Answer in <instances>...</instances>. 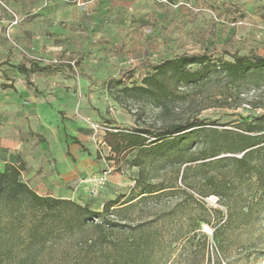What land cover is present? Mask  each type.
<instances>
[{"label":"rangeland","instance_id":"rangeland-1","mask_svg":"<svg viewBox=\"0 0 264 264\" xmlns=\"http://www.w3.org/2000/svg\"><path fill=\"white\" fill-rule=\"evenodd\" d=\"M48 1L0 0V96L5 90L4 83L35 87L34 76L28 74L26 79L20 78L10 62L19 57L40 61L39 56L26 53L20 26L41 30L40 14ZM66 3L76 8L84 6L83 0H67ZM55 19L57 24L66 26L65 20ZM211 51L216 52L215 58L224 60H232L225 51L240 55L264 54V0H86V112L64 114L85 122L86 127H81L79 134L86 142L90 163L86 177L68 185V190L79 191V194L74 196L68 191L72 195L62 198L101 212L110 201L121 204L128 197H135L131 208L111 217L117 230L112 231L110 227L102 230L123 246L151 233L155 241L152 244L156 256L154 264H186V242L194 235L191 224L203 216L204 208L208 211L220 206L217 196L203 198L182 180L185 167H194L200 162L187 161L193 156L209 155L221 142L220 133L210 132L211 128L219 132L238 131L239 122L250 120L264 110V80L252 77L232 90L227 88L220 73L196 84L177 87L171 83L167 86L172 96L162 107L151 98L132 97L123 93L121 86L104 81L133 71L129 85H140L153 73L148 64L185 52ZM53 64L61 65L58 81L53 82L55 87L60 91L72 89L71 74L64 68L67 64ZM72 66L80 69L76 62ZM224 93L231 97L225 99ZM4 115L7 114L1 109L0 117ZM196 117L205 120L206 128L188 133L176 149L166 146L143 151L122 148L114 152L106 137L107 132L114 129L129 132L148 128L157 133L167 124ZM1 132L2 129L0 138ZM114 139L109 137L111 141ZM153 140L155 138L149 142ZM228 155L231 154L220 156ZM138 156L143 161L141 167L134 164ZM141 168H144L143 183L158 188L174 186V191L167 189L159 196L140 199L136 179ZM197 174L195 169L189 172L188 182H196ZM182 189L194 198L187 197ZM63 213L73 217L68 221L55 217L43 231L39 228L31 232L34 224L26 219L1 223L0 264H90L88 258L94 250L101 252L90 246L91 239L97 238L101 229L86 226V220L78 219L79 212L73 207H67ZM94 220L97 222L100 218ZM200 227L196 230L194 244L203 241L202 231L209 236L208 245L204 254L198 253L191 259L192 263L219 264L212 229L205 223ZM260 229L262 238L258 237L251 247L232 250L221 257L222 264H264V222L253 230L254 236H258ZM239 241L233 239L235 244ZM103 248V253L107 254L114 249L110 243Z\"/></svg>","mask_w":264,"mask_h":264},{"label":"trees","instance_id":"trees-1","mask_svg":"<svg viewBox=\"0 0 264 264\" xmlns=\"http://www.w3.org/2000/svg\"><path fill=\"white\" fill-rule=\"evenodd\" d=\"M215 53V51L185 52L148 64L153 69V73L146 76L140 85H129L133 71L123 72L118 78L106 80L104 83L112 82L116 87L121 86V91L132 97L151 98L162 107L164 101L172 96L167 86L171 83L177 87L181 84H196L211 78L214 73H220L226 80L227 88L232 90L252 77L264 80V54L240 55L225 51L224 53L232 57V60H224L215 58ZM12 66L25 74L34 70L47 69L37 64H33L30 68L25 65ZM2 88H14V86L2 84ZM223 97L228 99L231 96L224 93ZM206 126L205 120L196 117L167 124L157 133L148 128H136L129 132L114 129L116 132L108 131L106 137L114 152L122 148H138L143 151L147 148L159 149L166 146L176 149L184 142L188 133L204 129ZM237 128L238 131L225 129L221 132L211 128L210 132L220 133L221 142L209 155L193 156L187 161L200 162L194 167L186 166L182 180L203 198L217 196L220 206L208 211L204 208L203 216L191 224L194 235L186 242V264H193L191 259L198 253L204 254L207 249L209 236L202 231L200 233L203 241L201 244H198L199 242L194 244L196 230L201 228L202 223L212 229L211 237L220 258L219 264L223 263L221 257L229 255L232 250L239 251L251 247L258 237L263 236L261 229L258 231V236H254L253 230L264 222V110L250 120L239 122ZM111 136L115 138L112 141L109 140ZM152 138L155 140L149 142ZM224 153L231 155L220 156ZM142 162L141 156L134 160V164L138 167L142 166ZM23 169L21 163L6 164L3 169H0V227L3 222L15 223L26 219L34 224V226L31 225V232L39 228L43 231L46 224L55 217L60 216L68 221L73 216H65L63 211L67 207H73L79 212L76 217L86 220V226L101 229L99 236L90 241V246L94 249L99 248L101 251L99 253L94 250L88 258L90 264H154L156 256L152 244L155 241L151 233L144 234L140 239H135L129 245L123 246L120 243L116 244L117 242L111 240L102 230L104 227H110L112 231L117 230L115 220L111 217L131 208L135 197H128L121 204L110 201L104 204L101 212H98L91 210L87 205L82 206L65 198L40 195L22 179ZM194 169L198 173L196 177L198 180L190 183L187 178L189 172ZM143 180L144 168H141L139 177L136 179V189L141 190L140 199L159 196L167 189L174 191L172 188L174 186L158 188L154 184L143 183ZM181 191L187 197L194 198L187 190ZM95 218L100 220L96 222ZM189 221H191L190 218ZM38 222L42 224L38 225ZM245 235L246 238L243 237ZM235 238L240 239L238 244L233 242ZM109 243L114 249L110 254L103 253L104 245Z\"/></svg>","mask_w":264,"mask_h":264},{"label":"crops","instance_id":"crops-1","mask_svg":"<svg viewBox=\"0 0 264 264\" xmlns=\"http://www.w3.org/2000/svg\"><path fill=\"white\" fill-rule=\"evenodd\" d=\"M49 1L40 14L41 30L20 26L26 53L39 56L40 61L19 57L10 63L27 68L37 64L47 69L29 73L34 76L33 89L14 83V88L3 90L0 96V110L7 114L0 117V169L6 164L21 163L22 179L37 193L62 198L79 194L68 190V185L86 177L90 163L86 142L79 134L81 127L85 129V122L64 114L86 112V0L82 8L67 5V0ZM52 18L67 24L59 25ZM55 60L67 64L64 68L71 74L72 89L60 91L53 84L58 81L61 67L53 64ZM74 62L79 70L72 66ZM19 74L24 79L28 76Z\"/></svg>","mask_w":264,"mask_h":264},{"label":"built area","instance_id":"built-area-1","mask_svg":"<svg viewBox=\"0 0 264 264\" xmlns=\"http://www.w3.org/2000/svg\"><path fill=\"white\" fill-rule=\"evenodd\" d=\"M53 63H59V61L58 60H55V61H53Z\"/></svg>","mask_w":264,"mask_h":264}]
</instances>
